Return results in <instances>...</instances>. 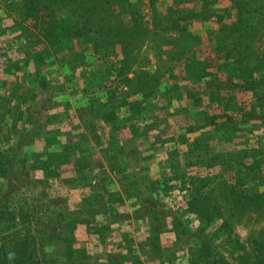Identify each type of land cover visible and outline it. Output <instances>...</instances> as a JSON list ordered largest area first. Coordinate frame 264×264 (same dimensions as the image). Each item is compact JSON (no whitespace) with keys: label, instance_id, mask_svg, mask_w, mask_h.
Segmentation results:
<instances>
[{"label":"trees","instance_id":"1","mask_svg":"<svg viewBox=\"0 0 264 264\" xmlns=\"http://www.w3.org/2000/svg\"><path fill=\"white\" fill-rule=\"evenodd\" d=\"M263 26L264 0H0V264H264V224L233 230L264 216Z\"/></svg>","mask_w":264,"mask_h":264},{"label":"rangeland","instance_id":"2","mask_svg":"<svg viewBox=\"0 0 264 264\" xmlns=\"http://www.w3.org/2000/svg\"><path fill=\"white\" fill-rule=\"evenodd\" d=\"M206 22H203V25L205 24ZM215 24V23H214ZM214 24L212 23V22H209L208 23V21H207V23H206V26H213L214 28H215V26H216V24H215V26H214ZM262 28H264V26L262 27ZM194 32L195 33H199L200 35H201V37H202V40L200 41V43L194 48V49H192V53H183V54H180L179 56H177L176 55V57L173 59V60H171V61H169V63L170 64H174V63H181L182 61H184V59H185V57L186 56H188L187 58L188 59H191V57H193V56H196V55H198L199 57H202V56H205L206 55V53L207 52H209V48L211 47V44L213 43V41L212 40H210V38L208 39L207 37L205 38V26H201L200 28H198V29H194ZM256 36H257V34L255 33V36H254V38H256ZM263 43H264V34L262 35V37H260V39H259V37L258 38H256V41H255V46L257 47V51L259 50V48H260V46L261 45H263ZM76 44V45H75ZM144 44H146L147 46H148V43H146V42H144ZM214 44V43H213ZM74 45H75V49L78 47H80V45H79V43H77L76 41H74ZM147 46H144V45H142L141 47H140V49L136 52L137 54H136V58H137V60L139 61V62H141V66L142 67H145V66H147V67H151V68H153L154 67V61H153V59L151 58V56H150V53H149V50H148V48H147ZM14 52L17 54V55H19V56H21V54L23 53V50L21 49V48H14ZM193 55V56H192ZM194 58V57H193ZM2 59V57H0V60ZM131 70V69H130ZM127 71V73H126V75L128 76V77H131L132 76V73H131V71ZM21 71V70H20ZM5 80V79H4ZM15 82V81H14ZM10 84V82H9V80L8 79H6L4 82L2 81L1 83H0V89L2 90V93L6 90V85L8 86ZM11 84H12V82H11ZM15 85V84H14ZM87 91H89V90H87ZM158 97H159V95H157ZM238 96V95H237ZM239 97H241V96H238V99H239ZM71 99V98H70ZM242 99V98H241ZM240 99V100H241ZM243 100V99H242ZM67 112H69L68 114H69V119L71 118V115H72V117H74V111H73V109H72V107H70L69 108V110L67 111ZM64 116V115H63ZM173 125V124H172ZM27 126H28V124H27ZM237 126H239V128H241V126L243 127V125L242 124H239V125H237ZM175 127V125H173L172 126V128H174ZM254 128V127H253ZM255 129V128H254ZM124 132V131H123ZM42 140H47L46 138H44V139H41V141ZM170 140L171 139H169V138H167V139H165V141H164V143H163V146H165V144H168V143H170ZM137 141V140H136ZM138 142V141H137ZM143 144L145 145V146H149V145H146V144H149L148 142H143ZM223 145V147L225 146V147H228V146H230L229 144L230 143H228V142H224V143H222ZM228 144V145H227ZM138 145H140V142H138ZM144 146V147H145ZM88 147V146H87ZM86 147V150L87 151H89V150H92L93 148H87ZM26 150H27V147H26ZM84 151H85V149H84ZM96 151V150H95ZM27 154L28 153H26V152H22V155L23 156H25V158H27ZM149 156H148V158L147 159H145V160H143V162H145V164H147L148 165V172L150 173V172H152V171H154V168H153V166L152 165H156V163H160V162H164L163 161V157H162V155H161V152H160V150H157V149H152V151L151 152H149ZM95 155H96V157H94V156H92V158L94 157V159H93V164H92V168L93 169H91V171H90V174L91 175H97V173H99V174H102V172H104L105 174H107V177L108 176H111L110 178L113 180V177H112V175L110 174V171H108V167H107V164H106V159H105V155H104V153L102 154V152H99V151H96L95 152ZM98 160H100V161H98ZM137 163H138V160H137ZM137 163H135L134 164V166L135 167H132V166H130L129 168H131V170H133V168H134V170H138L139 169V166L137 165ZM158 163V164H159ZM192 168H194V167H192ZM204 168V167H203ZM202 171H201V173H203V174H205V173H207V171L205 170V168H204V170L203 169H201ZM100 171V172H99ZM59 173L61 174V176H73L72 174H73V172H72V169L69 167H63V168H60V170H59ZM150 177H153V176H150ZM150 177H146V178H143L144 180L143 181H145V180H149V178ZM109 178V179H110ZM14 185L16 186V185H18V182L14 179ZM22 189H23V187H22ZM24 191V193L25 192H27V190H23ZM29 191H31V190H29ZM14 192H16V191H14ZM31 192H29V194H30ZM26 194V193H25ZM160 196H162V195H160ZM162 198L163 199H165V197H163L162 196ZM132 202H129V201H125L124 203H123V205L125 206V208H127L128 207V210H129V207H130V204H131ZM256 213L254 214L253 212H250V213H247V212H245V213H243L240 217H239V219L237 218V219H235L234 220V222H233V230L235 231V232H237L238 234H239V237L241 238V239H244V237L248 234V233H250L252 230H254V232H256V230L257 229H259L261 226H263V224H264V216L262 217V218H260L258 221H255L254 220V217L256 218ZM134 234H136V235H138V234H140L141 232H133ZM179 264V263H178Z\"/></svg>","mask_w":264,"mask_h":264}]
</instances>
